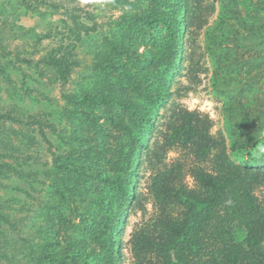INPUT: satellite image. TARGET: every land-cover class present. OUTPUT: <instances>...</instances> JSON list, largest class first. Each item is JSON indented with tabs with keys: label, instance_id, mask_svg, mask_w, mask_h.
Segmentation results:
<instances>
[{
	"label": "trees",
	"instance_id": "1",
	"mask_svg": "<svg viewBox=\"0 0 264 264\" xmlns=\"http://www.w3.org/2000/svg\"><path fill=\"white\" fill-rule=\"evenodd\" d=\"M153 1L155 8L150 12L154 16L149 18L144 15V20L153 22L152 26L162 25L163 34L158 38L157 51L146 52L142 57L148 72H133L119 55L100 61L97 66L105 72L102 80L111 78L119 82L126 96L110 97L98 86H93L95 90L84 92L80 97L63 94L68 102V110L74 108L77 113L78 107L84 111L80 113L85 119L81 118L80 121H87L93 116L83 108L84 103L120 109V117L113 121L130 139V145L135 147L142 145V132L149 129L154 111L169 94L165 85L181 50L180 34L185 13L193 9L211 12L215 9L214 4L201 7V2L206 0ZM168 1H173L175 5L170 7ZM0 3L3 10L10 5L17 9L23 7L24 0H3ZM255 14L262 16L258 23H255V18H248L242 13L232 16L231 21L222 10L209 24L213 26L218 23L219 29L230 27L227 35L233 37L234 42L224 46L235 49L244 44L252 49L243 56L234 51L231 54L233 60L230 58L227 64L222 61L225 66L245 64L251 68L257 62L264 66V11ZM71 21L72 25L66 22L63 26L70 34L62 33L51 54L37 60L18 59L22 62H13V66L11 61L0 62V77L8 83L7 96L10 98L8 102L0 104V264H118L117 259L121 254L116 235L125 217L126 201L136 196L129 181L136 157L132 148L114 150V158L113 155H101L103 145L80 138L75 142V138L70 136L68 152L58 155L54 152L52 165L46 172L50 179L49 189L41 212L44 209L48 213L51 208H55L59 216L64 217L62 206L79 204L81 217L86 218V230L93 236V244L104 252L103 256L97 252H85L82 245H79L78 250V244H68V249L60 253L39 244L34 239V233H40L43 229L38 209H33V216H29L30 221L25 223L28 229L25 238H22L21 233L13 235L5 226L14 225L11 223L14 217L6 210L23 201V191L28 195L29 190L26 189L35 190L41 182V171L27 169L32 166L31 161L35 157L24 152L23 146L37 144L38 132L49 141L44 128L50 127L54 131L56 118H60L61 113L59 106L56 110V105L45 104L42 116L25 114L27 110L23 102L27 97H32L37 88L32 87L34 79L27 80L29 74L23 65H28L34 74L39 73L41 78L45 77L50 83L59 77L68 78L70 58L74 56L77 42L82 39L79 23L73 18ZM238 23L248 32L244 33ZM214 30L217 31L215 25ZM66 35L68 38H65ZM73 35L75 37L70 39ZM209 41L211 45L214 43L212 39ZM114 48L117 54L122 52L116 44ZM15 71L22 73L21 85L13 79ZM263 78L264 68L261 73H253L246 78L233 77L224 72L220 74L221 81L214 78V86H217L216 83L224 85L220 90L223 94L232 88L241 91L246 85ZM156 80L161 81V89L154 88ZM40 94L48 103H52L44 91ZM2 99L0 96V101ZM231 99L225 108L230 139L228 149L242 165L230 159L222 138L218 139L207 131L195 128L193 113L184 110L181 121L171 131L170 141L178 140L184 145L195 142V156L200 164L192 167L189 174L200 192L188 189L181 182L177 184L172 177H175V171L170 168H163L151 178L150 190L155 198L164 206L177 203L182 212L180 216H175L165 211L156 218V232L146 226L133 231L130 248L135 264H264V198L260 199L254 193L250 176V169H264V151L258 157L254 155L260 146L264 147V94L252 95L251 101ZM36 100L41 102V99ZM64 109L67 110V107L63 106ZM94 140L99 142L97 138ZM8 148L12 149L11 152ZM17 152L20 155L16 156ZM157 158L159 163H163V153ZM8 179H12L13 183L5 184L4 181ZM19 180L24 181L27 187H21ZM3 190L15 195L4 199ZM26 203L23 201L22 205ZM237 232H242L243 237L237 239ZM209 239L215 241L212 246L206 243ZM208 247H212V252L205 260L199 261L197 258L206 255Z\"/></svg>",
	"mask_w": 264,
	"mask_h": 264
},
{
	"label": "rangeland",
	"instance_id": "2",
	"mask_svg": "<svg viewBox=\"0 0 264 264\" xmlns=\"http://www.w3.org/2000/svg\"><path fill=\"white\" fill-rule=\"evenodd\" d=\"M167 3L170 7L175 5L173 1ZM209 4L215 5L214 11L193 9L185 13L180 34L181 50L168 73V83L165 85L169 94L154 111L149 129L142 132V145L136 147L130 145V139L113 121V119L117 121L120 117V109L113 106H90L84 103L83 108L93 116L87 121H80L81 118L85 119L80 113L84 111L78 107H76L77 113L74 108L68 110V102L63 94L80 97L84 92L90 93L95 90L93 86H98V89L109 93L110 97L126 96L119 82L111 78L102 80L105 72L97 66L100 61L117 58L119 55V58L124 60L133 72L137 74L141 71L148 72V66L142 63V57L146 52L157 51L158 38L163 34L162 25L152 26L153 22L144 20V15L153 18V12L150 10L155 8L154 1L24 0L21 8L15 9L13 5H10L3 10L0 7V62L11 61L12 65L13 62L16 64L22 62L20 61L22 58L23 61L37 60L51 54V49L62 38V33L70 34L63 26L67 23L72 25V18L79 23L82 36L73 50L72 58L77 61L70 58L71 67L66 79L59 77L50 83L45 77L41 78L39 73L34 74L28 65H23L29 74L27 80L34 79L32 87L37 88L32 93V97H27L23 102L27 110L25 114L42 116L45 104L54 107L56 105V110L59 106L61 113L60 118L58 116L56 118L54 131L50 127L44 128L49 141L43 139V134L40 135L38 132L37 144L29 143V147L23 146L24 152L35 157V160L31 161L32 166L27 169L41 171L39 179L41 182L44 180L45 183L40 182L35 190L27 188L28 195L23 191L21 198L27 202L25 205H22L23 201H21L6 210L14 217L13 220L11 219L14 225L5 224L13 235L21 233L22 238H25L28 231L25 223L30 221L28 217L33 216V209L39 210L38 215L41 212L43 201L48 197L50 179L46 172L52 165V154L68 152L70 136L75 138V142H78L80 138L90 141L89 143L93 141L103 145L101 155H113L115 158L113 151L121 148L123 150L132 148L136 153L134 172L129 177L132 184L130 187L136 196L126 203L124 200L125 217L120 222L116 235L121 249V254L117 259L118 264H135L130 248L131 236L135 229L146 226L156 232V218L162 216L165 211L172 212L175 216L181 215L180 205L169 203L164 206L151 192L150 181L158 171L163 168L173 169L175 177L173 175L172 177L177 184L181 182L188 189L200 192L189 174L192 167L200 164L195 156V142L184 145L178 140L170 141L171 131L181 121V113L184 110L193 113L195 128L207 131L218 139L222 138L230 159L239 166L242 165L238 157L228 149L230 139L226 128L225 108L230 104L229 99L231 98L232 101H251L252 95L264 94V78L246 85L241 91L232 88L223 94L220 90L224 88V85L216 83L215 87L214 78L217 77L221 81L220 74L224 72L233 77L246 78L253 73H261L264 66L261 62H257L251 68L245 64L236 67L225 66L222 61L224 60L227 64L230 58L233 60L231 54L234 51L243 56L250 53L252 49L244 44L235 49L224 46L234 42L233 37L227 35L230 27L219 29L218 23H215L217 29L215 31L214 25L209 26V24L222 10L231 21H233L232 16L242 13L248 18H255V23H258L262 16L255 12L264 11V0H206L201 2V7ZM238 25L244 33L248 32V29H245L241 23ZM67 36L65 38H68ZM74 37L73 35L70 39ZM208 38L214 41L212 45ZM115 44L122 49V52L116 53ZM1 68L0 65V73ZM13 79L21 85L22 73L15 71ZM37 79L39 80L36 81ZM160 85L161 81L156 80L154 88L161 89ZM7 86L8 83L0 77V96L3 98L0 104L10 99L7 96ZM42 91L47 94L52 103H48L42 97L40 94ZM36 97L41 99V102L37 101ZM63 106L67 107V110L63 111ZM95 138L99 142L94 140ZM262 149L264 147L260 146L254 155L260 156L263 153ZM11 150L8 148V151L11 152ZM161 153H163V163H159L157 158ZM18 155L20 154L17 152L16 156ZM250 176L254 193L258 198H264V169H250ZM19 181L21 187H27L24 181ZM4 182L12 184L13 180L8 179ZM2 192L4 199L15 195V193H7L6 190ZM58 201L59 199L57 203ZM78 206L79 204L75 203L62 206L64 217L59 216L55 208H51V213L42 209L40 219L43 220V229L40 233H34V239L44 247L51 248L55 253L65 252L68 244H78V250H80L79 245H82L85 247V252L90 254L97 252L99 256H103L104 252L93 244V236L86 230V218L81 217V210ZM242 237V232L236 233L237 239ZM214 242L213 239L206 241L208 246H212ZM211 248L208 247L206 255L197 259L202 262L212 252Z\"/></svg>",
	"mask_w": 264,
	"mask_h": 264
},
{
	"label": "clouds",
	"instance_id": "3",
	"mask_svg": "<svg viewBox=\"0 0 264 264\" xmlns=\"http://www.w3.org/2000/svg\"><path fill=\"white\" fill-rule=\"evenodd\" d=\"M262 151H264V149H262Z\"/></svg>",
	"mask_w": 264,
	"mask_h": 264
}]
</instances>
